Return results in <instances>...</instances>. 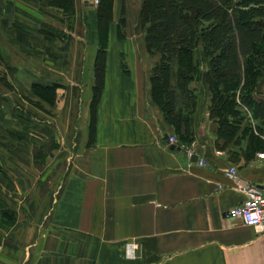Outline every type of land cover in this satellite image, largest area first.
I'll use <instances>...</instances> for the list:
<instances>
[{
	"label": "crops",
	"instance_id": "0c3cea01",
	"mask_svg": "<svg viewBox=\"0 0 264 264\" xmlns=\"http://www.w3.org/2000/svg\"><path fill=\"white\" fill-rule=\"evenodd\" d=\"M141 4L142 0H124L123 4L113 0L104 42L102 87L93 108L90 133L84 125L74 140H69L67 149L54 152L60 154L58 160L69 153L65 157L69 166L57 185V194L47 210L42 208L45 196L39 197L41 206L32 218L39 219L36 234H31L33 240L21 246L8 245L21 258L7 257L4 264H264V233L225 216L244 200L242 187L254 186L264 193V158L260 157L264 154V120L239 107L244 120L237 135L233 139L218 137L219 120L210 114L212 94L205 80L209 66L204 59L195 91L191 134L181 140L151 96L150 79L161 57L148 52L137 26ZM8 8V0H0V78L15 81L11 90L0 88L3 145V138L11 139V133L27 138V128L40 135L39 124L29 125V115L27 122L23 119L28 112L22 95L37 102V109L41 107L48 116H58L56 111L61 109L25 85L20 65L23 51L38 67L27 75L29 85L51 88L59 77L64 81L55 90L59 95L73 82L68 87L70 98L63 106L70 121L71 115L77 119L87 114L85 99L91 97L94 86L93 63L98 49L95 43L78 42L79 36L61 42L34 28L28 30L29 35L43 42H31L32 51L23 50L20 40L26 38L22 29L11 31ZM122 11L125 25L120 37ZM78 13L75 6L67 18L63 16L60 22L65 26L59 31L65 33L75 27ZM33 17L34 21L41 20ZM81 43L83 57L78 51ZM12 47L15 49L8 52ZM77 92L81 108L76 105ZM252 98L264 101V71L253 87ZM38 117L49 118L39 111V121ZM228 120L234 121L231 117ZM244 129L247 134L242 136ZM170 138L175 141L169 142ZM33 142L31 159L35 162L42 151L47 152L42 153L47 159L43 164L24 167L29 148H6L5 163H0L1 192H15L17 196L18 192L35 191L41 181L54 174L56 165L50 164L57 156H50L51 138L41 135ZM72 142H80L79 147L71 148ZM230 168L235 169L236 179L227 175ZM29 175L35 177L31 184L26 177ZM0 235L2 241L10 233L0 230ZM127 244L135 246L132 258L126 257ZM8 246L1 245L0 254H5Z\"/></svg>",
	"mask_w": 264,
	"mask_h": 264
},
{
	"label": "trees",
	"instance_id": "16d2710c",
	"mask_svg": "<svg viewBox=\"0 0 264 264\" xmlns=\"http://www.w3.org/2000/svg\"><path fill=\"white\" fill-rule=\"evenodd\" d=\"M67 1L65 11L72 6ZM112 1L98 0L96 32L105 38ZM101 19H105L102 29ZM139 22L148 52L161 57L150 79L151 96L181 140L191 134L195 91L203 71L196 49L208 61L205 80L212 94L211 117L219 120L218 137L233 139L237 135L244 120L239 107L264 120V101L252 98L253 87L264 71V0H142ZM123 23L119 22L120 37ZM103 50L97 49L93 63V108L102 87ZM55 90L56 86L31 87L33 94L49 104L54 102ZM46 92L52 93L50 99L45 98ZM246 134L244 129L242 136Z\"/></svg>",
	"mask_w": 264,
	"mask_h": 264
},
{
	"label": "rangeland",
	"instance_id": "374dc122",
	"mask_svg": "<svg viewBox=\"0 0 264 264\" xmlns=\"http://www.w3.org/2000/svg\"><path fill=\"white\" fill-rule=\"evenodd\" d=\"M71 1H72L71 8L69 9V11H66V13H64L60 10L65 11V9H67L69 5L67 0H8V7H9L8 8V18H9L8 25L9 27H11V31H14L15 29H18V30L23 29L22 30L23 36L26 38V41L20 40V43L22 42L23 46H25L23 50L27 48L29 51H32L31 42H43L29 35L28 30L29 29L31 30L34 28H36L37 30H40L42 34H45V35L48 34L50 36H53L54 38H56L57 40L61 42H64L61 39L74 41L75 37L79 36L80 40H78V42H82V43L88 42V45H92V43H95L96 47L100 50L104 47V42L106 38L103 37V34L101 32L100 33L96 32V25H97L96 16H97L98 0H95L93 7L85 6L88 9L82 7L80 0H76V2L75 0H71ZM52 3H54L55 5L52 6ZM121 3L123 4L124 0H121ZM75 6H76L77 11L80 13V14L78 13L80 15V18L77 19L76 22H74L75 27L70 28V30H68L69 28H67L65 33L63 31L62 32L59 31L60 28H64L65 26L64 25L65 22L64 21L60 22V20H64V17L67 18L69 16V12H72ZM112 9H113V6H112ZM33 15H35L36 18H39L41 20L34 21ZM123 15L124 14L122 11L121 20H123L122 19ZM104 20L105 19H101L100 21L101 29L104 28L103 26ZM48 21L55 23L57 27L48 25L47 23ZM123 24L125 25V23ZM137 26L138 28L140 27L141 34L144 36L143 29L140 26L139 18H138ZM122 30L123 29L120 28L121 35L123 33ZM26 34L28 35L27 37L25 36ZM82 43L80 45V48H78L79 57H83L85 55L84 50H83L84 44ZM12 49H15V48L13 47L9 48L8 52L11 51ZM198 53L200 55L199 49L198 50L196 49L194 54L197 56L198 62L201 61L202 69H203L205 65V61L204 59H201V57H199ZM23 54H24L23 55L24 57L22 59V62L20 63V65L23 68V72L25 74L23 77L24 78L23 81L25 85H28L29 90H30L32 87V84L29 85L31 80L27 77V75L30 74L29 76H31V73L33 71H37L38 67H37V62L33 61L31 57L27 55L26 50L23 51ZM1 72H3V70L0 65V73ZM13 82L15 83V81L12 79H7V78L1 79L0 78V88H3L5 90L6 89L11 90L14 88ZM55 82H56L55 83L56 89H58V86H60L59 83H64V81H62L59 77L56 78ZM71 84L73 85V82H71ZM71 84L69 83L67 85L65 92L63 93L60 92L59 95L55 94L54 104L56 102L57 105L59 104V107L61 108L56 111L59 118L58 116H55L53 114H50V116H48L42 110L41 107L38 110L37 107L39 106L37 102L31 99H28L27 95H22L21 97L25 99L24 101L26 102V105H27L26 112H28L27 114L23 115V119L26 121V119L28 118L26 115H29V118H28L29 125H31L32 123L39 124L40 135L32 133V129L27 128L26 129L27 138L23 133H22L23 135H20L19 133L13 134L9 132L11 133L12 140L7 137H4L3 140L5 141V145H3V142L0 141V163H5L3 156L4 155L6 156L5 154L6 151H4L6 148H8L9 146L23 145L29 148V150L26 149L25 151L27 161L24 167L29 168L31 166H37V165L43 164L45 162V159H47V156H42V153L46 154L47 152L42 151L39 158L35 156L36 161L34 162L33 159H31L32 153L30 151L34 143L33 140L40 138L41 135H43V137L45 136L46 138H51L53 142L52 143L53 149L51 151H53V154H51L50 156L52 157V159L55 156H57V158L53 160V162L50 164V165H53V164L56 165V170L54 174L51 177L47 176L43 180L44 182L41 181L40 182L41 186L38 185L36 188L37 190L35 191L26 190V191H23L22 193L18 192L17 196L15 195V192H9L8 194H5L0 191V230L3 232L6 231L10 233V235H8L5 238V240H2V241L1 239L3 238L0 235V241L2 243V244L0 243V246L1 245L5 246V244L6 246L8 245L21 246L23 245V242L26 241L27 243L33 240V238L31 237V234H36L39 219L34 221L32 220V218L36 217L37 210H39V207L41 206V205H38V202L40 199L39 197L45 196V198L42 199V200H45L44 204L42 205V208L43 206H45L46 209L44 208V210H47V208H49V205H51L54 196H56L57 194V190H58L57 185L58 183L62 182L64 173L65 171H67L68 166H69L65 158L69 156V153L68 154L66 153L65 157H62L61 159L58 160L60 154L54 155V152H58L59 150H61L62 147L64 149H67L68 145H70L69 140L73 141L74 136L80 130H82L84 125H85V128L83 129H87L90 133V130L92 127V113H93V101L91 100L94 99L93 90H96V86H94L91 91V94H90L91 97L88 96L87 100L85 99L86 96L83 97L85 99V105L87 106V114L83 113V116L77 119H73V116L71 115L70 121H69L67 120L68 118L67 110L63 111V106H64V103L70 98L68 87ZM50 94L52 93L46 92L45 98H48L49 96L51 97L52 95ZM50 97L48 99H50ZM76 105L79 108L82 107V101H80L78 92L76 93ZM32 109H36V111L38 110L41 116L49 117V118H42V117L39 118L38 117L39 119L38 121L37 120L38 111L35 112ZM64 137L67 142L64 141ZM15 139H18L23 144ZM71 145H72L71 148L73 147V149H75L79 147L80 142H72ZM42 157H44V159ZM26 177L29 178V180H27L28 183L31 184L32 182H34L33 179L35 177L33 175H29ZM49 178L51 181L49 180ZM44 185H48L50 188L47 189L46 186ZM13 199H16V202H13L12 201ZM45 204H47L48 207ZM4 251H5V254H0V264H4L3 262L6 260L7 257L10 259L16 258L17 260L21 258V255L17 257L18 254L16 256L13 254V251L10 246H8Z\"/></svg>",
	"mask_w": 264,
	"mask_h": 264
},
{
	"label": "built area",
	"instance_id": "2783aa9c",
	"mask_svg": "<svg viewBox=\"0 0 264 264\" xmlns=\"http://www.w3.org/2000/svg\"><path fill=\"white\" fill-rule=\"evenodd\" d=\"M174 138H170L169 142H174ZM264 158V154L260 156ZM202 165V163H201ZM227 175L231 179H236V171L230 168ZM244 194V200L237 207L231 208L225 213L229 219L239 220L243 225L254 228L259 233H264V193L261 189L254 186H244L241 188ZM135 246L127 244L125 246L126 257L134 256Z\"/></svg>",
	"mask_w": 264,
	"mask_h": 264
},
{
	"label": "water",
	"instance_id": "95a60500",
	"mask_svg": "<svg viewBox=\"0 0 264 264\" xmlns=\"http://www.w3.org/2000/svg\"><path fill=\"white\" fill-rule=\"evenodd\" d=\"M83 2H84L85 6L93 7L94 3H95V0H83Z\"/></svg>",
	"mask_w": 264,
	"mask_h": 264
}]
</instances>
